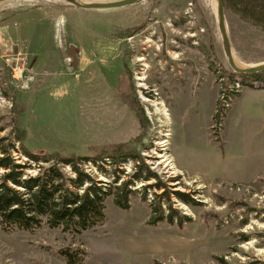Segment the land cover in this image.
Segmentation results:
<instances>
[{
    "label": "rangeland",
    "instance_id": "1",
    "mask_svg": "<svg viewBox=\"0 0 264 264\" xmlns=\"http://www.w3.org/2000/svg\"><path fill=\"white\" fill-rule=\"evenodd\" d=\"M141 7L0 4V137L12 133L13 153L23 161L16 125L27 132L24 146L37 152L87 153L89 145L144 133L138 147L151 168L195 198L174 200L190 220L149 224L155 189L144 198L145 182L138 181L130 210L110 196L104 221L82 232L0 225V264H68L62 249L77 250L82 264H264V129L257 108L232 104L238 93L226 94L224 87L220 96L228 81L222 61L228 60L217 21L215 27L210 20L215 0H156L144 29L114 38V28L138 23ZM226 19L236 59L245 67L263 62L264 32L227 9ZM18 52L33 68L15 81L6 59ZM124 60L150 121L147 130L116 91ZM235 79L242 88L248 84ZM223 108L218 139L215 114ZM134 164H124L122 177Z\"/></svg>",
    "mask_w": 264,
    "mask_h": 264
},
{
    "label": "trees",
    "instance_id": "2",
    "mask_svg": "<svg viewBox=\"0 0 264 264\" xmlns=\"http://www.w3.org/2000/svg\"><path fill=\"white\" fill-rule=\"evenodd\" d=\"M223 3L227 10L242 21L264 32V0H223ZM137 4L142 5L137 13L138 23L131 27L119 26L112 31L118 41L128 39L146 27L156 0H142L134 5ZM215 17L212 9L210 20L216 27ZM124 65L125 70L118 75L116 82L117 94L136 113L141 127L147 130L150 121L138 98L133 71L127 67L125 60ZM222 65L224 74L228 76L225 85L227 92H230L231 82H238L235 79L237 75L249 85L264 87V71L255 74L237 73L225 59ZM224 110H218L215 114L214 132L218 139L221 137L217 125L223 120ZM15 132V138L22 144L27 159L19 161L14 155L12 149L16 151V144L12 133L0 137V225L4 230H33L47 224L61 227L65 231L82 232L104 221L106 200L110 196H113L117 206L130 210L131 196L137 190L134 186L138 181L145 182L142 185L144 198H147L150 188L155 189L153 211L147 221L149 224L157 225L167 220L169 223L177 221L183 225L184 221L190 220L188 215L182 214L174 206V200L177 197L189 203L190 200L195 201V198L189 199L185 191L174 190L171 181H163L161 175L151 168L147 162L148 157L138 147L144 144V133L125 142L89 145L87 153H77L63 150L31 151L24 146L27 132L18 125ZM128 160L135 162L133 171L122 177V167ZM61 253L68 264H82L77 250L62 249Z\"/></svg>",
    "mask_w": 264,
    "mask_h": 264
},
{
    "label": "water",
    "instance_id": "3",
    "mask_svg": "<svg viewBox=\"0 0 264 264\" xmlns=\"http://www.w3.org/2000/svg\"><path fill=\"white\" fill-rule=\"evenodd\" d=\"M7 0H0V4ZM69 3L81 8H113L132 5L142 0H115V1H83V0H66ZM216 3V21L222 36L225 53L230 67L237 73L255 74L264 71V61L251 67H244L245 64L240 63L233 52L226 19V8L223 0H215Z\"/></svg>",
    "mask_w": 264,
    "mask_h": 264
},
{
    "label": "crops",
    "instance_id": "4",
    "mask_svg": "<svg viewBox=\"0 0 264 264\" xmlns=\"http://www.w3.org/2000/svg\"><path fill=\"white\" fill-rule=\"evenodd\" d=\"M52 61L53 60L51 59V62ZM237 100L241 102L240 105H242L244 111H250L253 108H257V110L254 112L257 113L258 119L260 120V128L264 129V87H256L246 84L234 97L232 104ZM231 107L232 105H230L228 112H226L227 116L231 111ZM238 108L236 110L237 114L239 113Z\"/></svg>",
    "mask_w": 264,
    "mask_h": 264
},
{
    "label": "built area",
    "instance_id": "5",
    "mask_svg": "<svg viewBox=\"0 0 264 264\" xmlns=\"http://www.w3.org/2000/svg\"><path fill=\"white\" fill-rule=\"evenodd\" d=\"M6 63L9 66L10 69V74L13 80L15 81H19L21 79H24L25 76L31 72L33 65L32 62L29 61L28 56L23 54V53H16L13 55H9L6 59ZM224 87H226L225 85L222 87V92L221 95L224 98ZM242 89V85H240L239 83L235 82V87H231L230 88V92L233 91H240ZM227 90V89H226ZM228 91V90H227ZM230 93V92H227ZM230 99V98H229ZM226 100V99H225ZM226 103H229L226 102Z\"/></svg>",
    "mask_w": 264,
    "mask_h": 264
},
{
    "label": "bare ground",
    "instance_id": "6",
    "mask_svg": "<svg viewBox=\"0 0 264 264\" xmlns=\"http://www.w3.org/2000/svg\"><path fill=\"white\" fill-rule=\"evenodd\" d=\"M62 23V20L60 21V24ZM245 67V66H244ZM167 114H169L168 112H167ZM166 158V157H165ZM169 160V159H168ZM173 167V166H172Z\"/></svg>",
    "mask_w": 264,
    "mask_h": 264
}]
</instances>
